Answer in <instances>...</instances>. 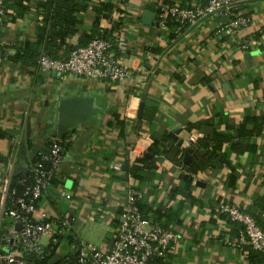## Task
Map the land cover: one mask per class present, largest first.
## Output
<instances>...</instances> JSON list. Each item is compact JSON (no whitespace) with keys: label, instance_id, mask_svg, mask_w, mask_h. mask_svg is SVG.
Returning a JSON list of instances; mask_svg holds the SVG:
<instances>
[{"label":"crops","instance_id":"1","mask_svg":"<svg viewBox=\"0 0 264 264\" xmlns=\"http://www.w3.org/2000/svg\"><path fill=\"white\" fill-rule=\"evenodd\" d=\"M155 1L207 3L87 0L74 11L71 26L58 28L65 35L51 40L55 2L52 8L43 6L46 0H27L26 6L21 0L9 2L0 17L5 56L40 40L42 52L65 56L96 36L119 33L123 40L114 53L134 76L110 82L58 74L0 53V181L8 173L10 181L24 173L58 137L65 148L63 161L39 206L71 216L78 238L110 245L126 189L136 186L149 216L164 214L167 219L160 218V224L180 235L178 248L163 257L164 264H264V257L249 247L225 244V235H234L236 225L217 210L221 203L233 204L264 229V131L247 139L251 148L241 155L230 151L229 143V164L197 173L189 163L180 168L162 152L151 153L153 146L168 151L185 141L190 157L189 149L210 139L217 128L242 143L237 133L242 119L264 115V0L238 10L250 18L245 27L220 31L228 21L221 14L174 38L156 28L151 15ZM243 40H250L253 49L241 52ZM79 98L96 104L92 114L60 134L47 133L57 107ZM174 133L176 138L170 135ZM144 156H153L157 167L138 180L130 169L141 166L138 160ZM115 163L120 172L113 170ZM62 191L71 199L62 197ZM60 249L68 250L66 238Z\"/></svg>","mask_w":264,"mask_h":264},{"label":"built area","instance_id":"2","mask_svg":"<svg viewBox=\"0 0 264 264\" xmlns=\"http://www.w3.org/2000/svg\"><path fill=\"white\" fill-rule=\"evenodd\" d=\"M10 1L0 0V17L6 14ZM252 1L259 0H207L205 5L189 6L176 1H155L153 21L159 31L180 36L208 18L223 14L228 21L220 24V31L232 32L249 23L250 18L239 15L238 9ZM122 40L119 33L96 36L85 45L71 48L65 56L41 55L37 68L95 80L124 82L133 78L134 70L114 53ZM253 46L250 40L239 44L241 52H249ZM139 80L145 81L144 78ZM64 152L60 138L54 137L48 150L38 153L40 160L32 163L29 169L32 181L25 185L22 194L11 186V174H6L0 181V264H46L47 261L48 264H149L152 258L178 248L181 240L178 233L143 218L139 204L144 195L136 186L126 189L120 222L110 245H96L78 238L71 216L39 206L54 173L60 169ZM199 152L203 154L205 150L201 148ZM179 167H185L182 160ZM113 170L120 172L121 165L115 163ZM27 179L28 175L20 182L25 184ZM60 195L69 200L72 197L65 191ZM217 210L236 225L234 235H225V244L239 249L249 247L264 257V229L254 216L230 203L219 204ZM65 238L68 250L61 252Z\"/></svg>","mask_w":264,"mask_h":264},{"label":"trees","instance_id":"3","mask_svg":"<svg viewBox=\"0 0 264 264\" xmlns=\"http://www.w3.org/2000/svg\"><path fill=\"white\" fill-rule=\"evenodd\" d=\"M83 1L87 0H46V2L43 3V6L46 8H52V3L55 2V6H53V30L49 31V38L56 39L61 38L65 35V32L58 29L61 24H67L71 26L75 22L74 18V11H78V9L84 7L81 4ZM11 2V1H10ZM23 5H27V0H21ZM78 3L80 4L77 6ZM9 4V3H8ZM8 7V5H7ZM105 7H109L108 5H105ZM242 7V6H241ZM239 7V9L241 8ZM238 9V10H239ZM96 11V10H95ZM7 13V12H6ZM96 25V22H95ZM71 31V30H70ZM171 37H176L175 34L171 33ZM102 36V35H101ZM50 42V40H49ZM53 43V42H52ZM42 42L32 44V45H26L24 48L18 49L15 55L13 56H5V50H3V45H0V53L4 54L3 56L12 59L15 62H23L25 64L33 65L37 67L38 60L41 55H47L49 57H54L49 53L42 52ZM147 118V116L145 117ZM264 131V115H253V114H247L242 121L239 123L237 133L240 138H243V142H233L232 136L228 134L227 132H222L221 130H218V128L214 131L213 136L210 139H202L199 141V144L197 148H190V157L191 160L189 162L190 171L192 173H197L198 171L202 169L207 168H215V167H222L224 165L229 164V157L227 155V152L225 151L226 146L229 144V149L236 155H241L248 150H250L251 146L247 144V139L251 136L260 135ZM50 144V143H49ZM63 144V143H62ZM64 146V145H63ZM49 148V145L48 147ZM189 148V145L183 141L178 146L172 147L168 151L164 150H157L155 146L151 148L152 155L161 153L164 154L166 158H169L170 160L179 163L182 158L184 157V152ZM204 149L205 152L202 154L199 152V149ZM48 149H45L44 151H47ZM40 157L37 154L32 160L30 165L27 167L24 173H22L19 176H15L11 180V186L14 187L17 190L18 194H22L24 191L25 185L31 184V173L29 172V169L33 162L39 161ZM141 166L134 165L130 172L131 174L137 178L138 180H142L147 173L151 172L153 169L157 167L156 161L153 158V156H144L140 160H138ZM46 167L48 168L49 165L47 164ZM57 172L54 173V176L51 180L53 181L55 175ZM26 175H28L27 182L25 184H22L20 180H22ZM232 176H230V179ZM233 180V178L231 179ZM190 183V179L187 181V186ZM139 210L142 213V216L144 219L158 223L159 225L163 226L164 228H168L167 224H160V218L167 219V216L164 214H161L160 212H156L154 215L149 216L150 208H148L144 203L139 204ZM228 220V218H227ZM229 221V220H228ZM230 222V221H229ZM71 239L70 237H68ZM255 252V251H254ZM168 253H165L161 256H156L152 258L149 261V264H164L163 257H166ZM256 256L261 255L260 253H256ZM49 261L46 262L48 264Z\"/></svg>","mask_w":264,"mask_h":264},{"label":"water","instance_id":"4","mask_svg":"<svg viewBox=\"0 0 264 264\" xmlns=\"http://www.w3.org/2000/svg\"><path fill=\"white\" fill-rule=\"evenodd\" d=\"M151 15L153 19L155 14ZM95 107L97 106L94 102L80 98L73 100L70 105L60 104L55 110L53 120L48 125L47 133L60 134V132L90 116ZM170 135L176 138V133ZM189 159V152H186L182 161L184 164H188ZM54 261L55 259L52 263Z\"/></svg>","mask_w":264,"mask_h":264},{"label":"rangeland","instance_id":"5","mask_svg":"<svg viewBox=\"0 0 264 264\" xmlns=\"http://www.w3.org/2000/svg\"><path fill=\"white\" fill-rule=\"evenodd\" d=\"M46 239H44V241H45Z\"/></svg>","mask_w":264,"mask_h":264}]
</instances>
